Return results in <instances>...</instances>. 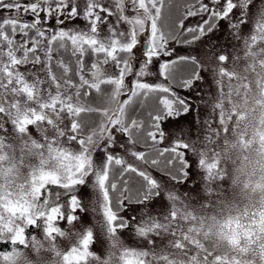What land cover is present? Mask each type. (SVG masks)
Listing matches in <instances>:
<instances>
[{
	"label": "snow or ice",
	"instance_id": "6c2138e0",
	"mask_svg": "<svg viewBox=\"0 0 264 264\" xmlns=\"http://www.w3.org/2000/svg\"><path fill=\"white\" fill-rule=\"evenodd\" d=\"M170 6L173 0H29L26 5L0 0V9L22 10L33 17L0 21V241L14 245L11 251H0V264H47L45 252L58 257L59 264H112L117 252L119 264H177L166 250L188 248L196 250L185 257L189 264L208 260L200 240H189V234L201 232L207 217L197 215V210L212 206L214 186L225 179L227 169L216 147L208 152L205 148L216 145L230 125L238 127L247 118L253 88L261 97L256 103L264 107V0L258 4L256 0H184L179 15L165 26L162 13ZM197 17L196 23L185 26V21ZM77 19L84 21V27L72 24ZM220 20L228 22L234 39L242 44V55L219 52L216 64L210 66L216 94L205 100L209 113L203 144L197 148L178 137L160 148L166 138L163 121L189 113L192 105L170 85L147 82L145 78L153 75L151 65L159 60L160 76L191 90L203 79L198 70L205 66L196 57L177 54L170 45H191L218 30ZM249 23V32L241 35ZM62 49L70 51L71 59L56 55ZM87 56L94 59L86 60ZM91 90L97 94V107L86 106L82 99ZM125 95L127 99H121ZM137 101L151 108L146 119L129 115ZM88 113H100L99 122ZM257 135L264 150V132L257 130ZM239 143L246 148L252 141L241 135ZM138 145L148 151L137 150ZM116 147L164 172L174 184L189 179L190 152L204 173L203 191L209 199L165 188L113 151ZM98 151L99 160L94 158ZM224 152H228L227 140ZM81 187L91 189L88 208ZM162 192L168 206L162 214H152L147 205ZM133 204L142 206L139 219L123 214ZM85 211L98 217L94 224L83 223ZM253 216L257 228L245 227L239 217L230 216L217 234L240 253L258 245L264 261V212L259 220ZM29 226H37L43 238L26 236ZM122 231H128L137 244L125 243ZM60 238L67 241L65 249L58 246ZM94 245L103 254L93 251ZM29 248L31 257L21 251ZM201 251L203 256L198 255ZM213 264L242 261L216 255Z\"/></svg>",
	"mask_w": 264,
	"mask_h": 264
},
{
	"label": "rangeland",
	"instance_id": "374dc122",
	"mask_svg": "<svg viewBox=\"0 0 264 264\" xmlns=\"http://www.w3.org/2000/svg\"><path fill=\"white\" fill-rule=\"evenodd\" d=\"M174 1V0H173ZM5 2H10V0H5ZM184 0L181 1V5L183 4ZM205 3H208L209 0H204ZM19 3L21 5H26L29 3V0H19ZM256 3H259V0H256ZM255 5H253V8ZM173 7L170 6L168 9L163 10L162 17H161V23L165 26H167L169 23H171L172 20H175V18L179 15L180 9H178L174 14H172ZM236 15H239V12H236ZM18 17L21 21H31L33 17L30 14H25L21 10L20 13H17L14 9L8 10V9H0V21H2L4 18H16ZM41 17H43V13H41ZM171 18V19H170ZM206 18V17H205ZM200 18H190L189 20L185 21V26H188L190 24L196 23ZM51 24H55V21H51ZM73 25H78L80 27H84V21L77 19L72 22ZM252 27V24H245L242 27L241 35H245L249 32L250 28ZM103 34V31H102ZM17 39L19 40V36H17ZM144 36L143 34L140 35V42L141 45L143 44ZM170 47H174L176 49V53L179 55H191L193 57H196L197 61L204 65L205 67L202 69H199L200 75L203 77L202 80L197 81L194 85V87L189 89H183L178 87L175 83H172L171 81L166 80L164 77L159 75L158 72V64L159 60H154L151 65V72L153 75L150 77H146L145 79L147 82H154V83H164L166 86L170 85L172 87V90L177 92L178 95L181 97L186 98L192 105V110L189 113L181 114L178 117H169L166 120L163 121L161 127L165 133L166 138L158 145L160 148L169 147L178 137H181L185 141L193 142L195 143L197 148H200L203 144V138L207 134V129L205 127L204 121L208 119V113L209 109L205 107V100L207 99L208 95L211 94L213 97L216 94V88L213 86V82L210 78V66H214L216 64V55L219 54V52H226L229 57H232L233 55H242V52L239 50L242 48V44L234 39L231 29L229 28V24L225 20H220L218 22V30L213 31L212 33L204 36L201 40L191 44V45H179L175 44L174 42L170 45ZM233 49H236L237 51L234 52ZM137 56H139V49L136 50ZM56 55L64 56L65 58L71 59V53L70 51L65 52V50H60V52ZM90 60L94 59V57L90 56ZM175 58V57H172ZM86 59V57H85ZM160 59H168L167 57H162ZM137 65L139 64V59L136 61ZM241 64H243V61H241ZM228 66V65H225ZM23 70V69H22ZM182 70V69H181ZM108 71H111V68H108ZM250 78H252L250 76ZM133 77H128V80H132ZM254 79V78H253ZM127 82V81H126ZM97 95V94H96ZM92 97L84 96L82 97L83 101L85 102L86 106L91 107H97V100H94L92 102ZM121 99H127V96H122ZM135 104V103H134ZM132 106V109L130 110L129 115L133 118L138 119H146L147 113L146 110H144V106L139 105L138 107L135 105ZM137 107V110L135 112V109ZM141 108V109H140ZM149 111H151V108H149ZM87 115L91 116L93 121L96 123L100 120V113H88ZM218 121L213 122L212 127H217ZM233 125L229 126V131ZM228 131V132H229ZM33 135H37L35 133V130H32ZM118 141L123 142L125 137L124 136H118ZM75 147V146H73ZM137 150L140 151H148L147 148L144 147V145H138ZM117 154L125 156L128 163L133 164L134 166L146 170L149 174L153 176V178H156L158 182L162 183V185L165 188H174L179 193H188L189 197H196L197 194H199V200H206L209 199V197L205 196V193L203 191L204 189V180H203V171L200 170L197 167L196 164V157L193 156L190 152L187 153V158L190 161L191 167L189 169V179L187 182H179V183H173L169 176L165 175L164 172L160 171L157 168H153L151 165H146L142 162L137 161L130 155H128L126 152L122 151L119 147H116L113 149ZM102 156V153L99 151L94 154V158L99 160V158ZM127 178V176H125ZM131 183V182H130ZM230 186V181L225 177V179L222 182H217V184L214 186L216 190V195H213L210 197L211 201H214L216 198L219 197L221 193L228 194V189ZM80 196L82 199L85 200V208H88L89 205L87 203L88 198L91 195V189L86 187L80 188ZM191 203L196 204V200H192ZM168 206V202L166 200L165 195L161 194V196L157 199H154L152 202H150L147 207L150 210L152 214H162L165 209ZM142 206L140 205H130L127 207V210L123 213L126 217H136L139 219V214L141 212ZM210 210V208H208ZM81 218L84 224H94L95 219L93 213L91 211H85L81 214ZM60 227L65 228L66 225L61 222ZM79 227V226H77ZM187 227V225H185ZM26 236H37V238L42 239V232L37 231V226H29V228L26 230ZM122 238L124 239L125 243L135 246L137 242L131 238V235L128 231H122L120 233ZM143 243V242H141ZM58 246H60L62 249H65L67 247V241L64 240V238H60L58 240ZM243 246V241H242ZM14 247V245L9 241H0V251H11V249ZM93 251L97 253L103 254V249L99 245H94L92 248ZM250 250L254 253H258L259 255V248L256 244H253L250 246ZM249 250V251H250ZM169 251H172V249H169ZM195 249L188 248L187 251H184L186 253V256L189 254H195ZM241 253L240 256H236L239 259H241L242 264H250L249 261L245 258L246 253ZM260 257V255H259ZM208 258H210L208 256ZM255 258V257H254Z\"/></svg>",
	"mask_w": 264,
	"mask_h": 264
},
{
	"label": "clouds",
	"instance_id": "9594fccd",
	"mask_svg": "<svg viewBox=\"0 0 264 264\" xmlns=\"http://www.w3.org/2000/svg\"><path fill=\"white\" fill-rule=\"evenodd\" d=\"M261 97L256 88L249 92V104L246 107L247 118L240 122L238 127L232 126L227 134L221 133L216 145H208L205 151L208 152L213 147L221 152V164L227 169L226 178L230 181L228 194L221 193L218 198L212 201L210 210H197V215H204L207 218L203 221V228L198 234H189V240L199 239L204 251L209 253L207 261L199 260V264H213L214 257L240 256V251L233 247L226 238H221L217 233L224 222L231 217H239L240 223L245 227L251 225L257 228L258 225L252 224L253 214L255 219H260V213L264 212V150L261 149L257 130L264 132V125L261 124L264 118V107L256 101ZM244 135L246 140L252 143L243 148L240 143V136ZM228 141V152H224V141ZM235 145V147H232ZM260 187H257V185ZM215 217L214 221L212 217ZM217 221L219 223H217ZM207 233V235L205 234ZM258 247V245H257ZM22 252L28 257L32 256L31 249ZM168 251L173 256L177 264H189L185 259L186 253L183 250ZM204 251L198 253L204 255ZM160 253H157L159 256ZM250 264H264L258 253L249 251L244 254ZM47 264H59V258L45 252ZM119 252L116 253L112 264H119ZM255 257V258H254ZM20 264H24L23 261Z\"/></svg>",
	"mask_w": 264,
	"mask_h": 264
},
{
	"label": "trees",
	"instance_id": "16d2710c",
	"mask_svg": "<svg viewBox=\"0 0 264 264\" xmlns=\"http://www.w3.org/2000/svg\"><path fill=\"white\" fill-rule=\"evenodd\" d=\"M181 1L182 0H174L173 1V3H174V6H172L173 7V10H172V14H174L178 9H180V6H181ZM90 56H87L86 57V60H89L90 61V58H89ZM69 59H70V57H68ZM88 96L89 97H92L91 99H92V102L94 101V100H97V95H96V93H95V90H91L90 92H89V94H88ZM139 106V105H141L140 104V102L139 101H137L135 104H134V106ZM137 107H136V109H135V112H136V110H137ZM144 110H146V112H148L149 111V107H148V105L147 104H145V106H144ZM141 109V108H140ZM132 183V182H131ZM133 187L135 186L134 184L132 185Z\"/></svg>",
	"mask_w": 264,
	"mask_h": 264
}]
</instances>
